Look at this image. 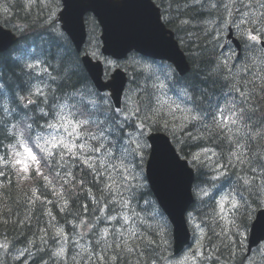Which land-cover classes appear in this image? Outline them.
<instances>
[{
    "label": "trees",
    "instance_id": "16d2710c",
    "mask_svg": "<svg viewBox=\"0 0 264 264\" xmlns=\"http://www.w3.org/2000/svg\"><path fill=\"white\" fill-rule=\"evenodd\" d=\"M37 1H0V23L18 32L21 37L19 44L0 56V264H164L165 260L172 257L169 225L159 216L152 193L145 185L143 165L136 168L132 163L135 156L130 147L122 145L123 150L128 149L126 155L131 165L128 167V176L124 177L114 157L110 162L107 161L106 165L114 169L109 172H105L101 164L98 170L86 166L80 168L73 161L56 166L53 161L50 168L49 162L43 161L40 174L33 171L23 178L15 165L14 152L11 154L7 147L11 140L9 131H15V143L18 142L16 134L26 128L25 122L29 121L38 132L46 117L33 111L50 113L54 107L58 108L59 104L64 103L63 100H66L72 114L80 111L84 117L90 115L93 121L90 128H94L97 138L103 136L109 143L111 135L107 137L108 130L125 135L119 130L109 102L106 114L101 118L95 114L93 106L101 107L103 112L104 99L110 101L109 97L94 88L79 55L59 28L56 27L59 35L50 30L51 34L46 33L51 8L47 5L48 0L39 2V7L35 6ZM258 3L257 6L248 4L256 9L253 21L257 25L264 24V0ZM235 6H238L236 16L232 15ZM165 8L167 24L181 41L192 69L181 78L167 66L170 74L175 76L174 79L165 78L163 82L165 87L187 88L185 102L191 105L188 116L192 119L177 126L163 125L161 120H156V128L168 132L181 155L189 159L195 168V185L199 190L212 179L221 178L223 188L232 187L238 192L241 189L237 195V213L243 212L245 207L254 208L244 212L250 216L251 222L254 211L264 201V189L260 186H264V56L256 52L260 55L253 62L249 61L250 58L242 57L239 65L235 64L238 69L234 73L218 62L228 20L240 22L241 10H248L247 4L243 0H167ZM243 14L247 15V12ZM87 20L91 38L92 33L96 34V30L99 32L100 29L92 17ZM35 38L33 48L32 41ZM98 42L90 49L93 53L98 52ZM21 47L24 59L28 55L39 60L44 66L43 72L28 70L24 66L17 58ZM133 68L137 69L135 74L138 81L134 79ZM133 68L132 85L137 83L136 87L146 93L135 99L148 116L151 118L155 112L160 113L161 108L169 109L158 96L157 90L156 95L154 91L153 81H156L158 89L161 87V69H146L140 60L134 63ZM237 71L255 76V79L243 80L244 85L240 88L242 94L251 99L250 106L238 101V94L232 93L242 81L239 76H235ZM27 96L32 97L33 103L24 108L22 97ZM224 101L240 106L246 122L242 131L237 125L223 129L217 123L216 112ZM255 111L258 114L251 115ZM242 145L245 152L241 151ZM202 149L212 151L216 157L213 165L193 159L191 152ZM59 154L55 152L54 158L57 159ZM127 157L124 156L125 159ZM219 157L226 165L224 176L219 170L222 167ZM97 171L100 174L99 181L93 175ZM109 176L113 179H108ZM48 178L51 179L50 183H47ZM243 180L248 183H242ZM251 183H255L253 188ZM251 189L256 193L254 197ZM246 194L249 198H246ZM209 200L206 198L207 203ZM207 210L211 209H207L206 205L196 208L198 215ZM104 211L106 214H103ZM116 214L119 219L124 218L125 214L129 215L127 222L122 221L125 228L114 217ZM206 221H209L206 240L209 241L211 257H220L219 264H244L242 248L235 244L240 237L232 231L234 225L221 227L210 223L213 221L212 216ZM99 222L100 229L108 224L117 228V231H125V234L119 232L112 239L100 238L98 241L93 236L90 251L81 253L85 257H80L79 252L73 251V245H78L81 251H86L87 247L76 241V233L95 227ZM63 232L69 241H60ZM133 232L135 235H130ZM124 241H127V247L133 249L132 252L124 247ZM67 244L69 250L66 258L62 246ZM208 246L205 243V247Z\"/></svg>",
    "mask_w": 264,
    "mask_h": 264
},
{
    "label": "water",
    "instance_id": "95a60500",
    "mask_svg": "<svg viewBox=\"0 0 264 264\" xmlns=\"http://www.w3.org/2000/svg\"><path fill=\"white\" fill-rule=\"evenodd\" d=\"M63 3L60 21L78 52L86 40L84 16L92 12L103 29L104 54L121 58L136 49L146 55L167 59L181 74L189 71L185 55L173 33L162 24L159 9L151 0H63ZM14 41L10 32L0 28V52L7 50ZM83 62L97 88L110 90L115 105L119 107L126 74L118 70L111 81L104 83L101 63H94L89 57H84ZM148 139L152 149L147 178L159 204L174 225L175 252L178 253L189 241L185 213L192 202L194 172L187 161L180 159L165 135L152 134ZM263 239L264 211H261L252 227L250 245L254 246Z\"/></svg>",
    "mask_w": 264,
    "mask_h": 264
},
{
    "label": "bare ground",
    "instance_id": "6f19581e",
    "mask_svg": "<svg viewBox=\"0 0 264 264\" xmlns=\"http://www.w3.org/2000/svg\"><path fill=\"white\" fill-rule=\"evenodd\" d=\"M164 1V2H163ZM163 1H159L160 2V4L161 5H163V6H166V1L167 0H163ZM247 7H248V10H245V11H242L241 10V13H240V22L239 23H241V22H243V21H247V20H250L251 18H252V16H253V14H255L256 13V9H254V8H252V7H250L248 4H247ZM20 9V8H19ZM237 11H238V6H235V12H233L232 13V15H234V16H236L237 15ZM244 12H247V15H244L243 13ZM11 29V28H10ZM12 31H13V33H15L16 35L15 36H17V37H19V40H18V44H19V42H20V39H21V37H20V34L18 33V32H16L15 30H13V29H11ZM48 30H50V31H53V32H55L57 35H59L54 29H46L45 31H46V33H50L51 34V32H49ZM36 39L37 38H35L33 41H32V43L34 44V46H33V48L35 47V42H36ZM22 48V47H21ZM32 48V49H33ZM224 48L222 47H220V57H219V60H218V62L219 63H221L222 65H224L225 66V69L226 70H229L230 69V71L231 72H235L236 71V69H238V68H236L235 67V64L236 65H239V63H240V61H241V59L242 58H237V57H235L234 55H233V53H231V52H227V51H224L223 50ZM245 49H247V52L249 53V52H253L254 50H253V48H250V47H245ZM42 53V51L40 50V54ZM260 54L259 53H256L255 55H253V56H250L251 58L249 59V61H251L252 60V62H253V60L254 59H257V57L259 56ZM17 58H18V56H17ZM25 61H27L28 62V64L31 66V68H33V71H39L40 73L41 72H43L44 71V66H43V64L41 63L40 64V61L39 60H35V59H32V58H30L28 55H26L25 56ZM137 69H135V68H133V74H134V79L135 80H139L137 77H136V71ZM138 72V71H137ZM175 73V72H174ZM137 74H139V75H141V72H138ZM232 74V73H231ZM174 76H175V74H169V75H166V74H163L162 75V77H163V79H165V78H172V79H174ZM179 76V75H178ZM235 76L236 77H238V78H240L239 80H242V81H240V83L238 84V86H237V88L236 89H233V91H232V93H234V94H238L237 95V97H239L238 99V101H242V102H244L245 104H247V105H251L252 103H251V99L250 98H248V97H246V96H244L243 94H242V92H241V86H243L244 85V82H243V80L244 81H248V80H252V79H255V76L253 75V74H243V73H241V72H236V74H235ZM179 77H181V78H183L182 76H179ZM185 77V76H184ZM131 79H132V76L130 75V84H129V88H128V91H127V94H126V98L127 97H129V95L130 94H132L133 95V103H132V105H131V107H130V110H128V112L129 111H135V113H139V112H143L144 111V109H142L141 108V106H140V104H139V102L135 99V97L136 96H145V92L143 91V90H139L136 86H137V83H135V87L132 85V82H131ZM228 80H229V82L231 81V77H229L228 78ZM239 80H237V81H239ZM154 82V84H155V95H156V90H157V94H158V96L159 97H161L162 98V100H163V98H167L168 96H172L173 97V99H172V102H165L164 101V103H176V102H173V100L175 99V98H181L180 100H182V101H186V98H183L182 97V95L184 94L185 96H187L186 94H185V91L187 90V88L186 89H175V88H172L171 86H161L159 89H158V85H156V81H153ZM169 82V81H168ZM167 82V83H168ZM27 87V86H26ZM141 89V88H140ZM27 99H28V101L30 102V104H29V106L33 103V99H32V97H30V96H27L26 97ZM125 98V100L127 101V99ZM237 99V98H236ZM104 102H105V105H104V108H103V112H102V115H104V114H106V111H107V103L109 102L110 103V105L112 106V108H113V110H114V112H115V117H116V119H117V125H118V127H119V130H122L123 132H124V134L125 135H123V134H117L116 132H114V131H112V130H108L109 131V134H107V137H109L110 135H111V140H110V142L109 143H107V144H105L104 145V147H103V154H102V157H103V160L101 161V165H103V170L105 171V172H109L110 170H114L111 166H108V165H106L107 164V161H109L110 162V160H111V158L113 157L112 155H111V149L113 148V147H116V146H119V145H125V146H128V147H130L131 148V150H132V152H133V154H134V158H132V163L133 164H135V166L137 167V168H139V167H141V165H142V161H141V157H139V149L137 148V146L135 145V143H134V141H132L131 139H130V137L132 136V135H134L135 134V126H136V122L132 119V122L131 123H128L127 122V119L124 121L123 120V118H122V114H123V112L124 111H127V102H124V104L121 106V107H119V108H116L108 99H104ZM89 105V104H88ZM86 107V106H85ZM256 114H258V112H253V114H251V115H256ZM84 115V114H83ZM129 121V120H128ZM161 122V121H160ZM158 126V125H157ZM230 128H233L232 126H229ZM228 127V128H229ZM171 128V127H170ZM177 130H178V133L180 132L179 131V127L177 128ZM133 132L134 134H131V133ZM168 133V132H167ZM145 134V133H144ZM179 138V137H178ZM178 144V143H177ZM179 146V145H178ZM99 151L102 149V147L101 146H98V148H97ZM124 149H126V148H124ZM181 150H182V148H181ZM241 151L242 152H245V148H244V145H242L241 146ZM240 151V152H241ZM202 153H204L203 152V149L202 150H198V151H194V152H191V155L192 156H197V155H199V161L200 162H204V163H208V164H210V165H213V163H211L212 161L211 160H208V156L205 154V157H202ZM243 154V153H242ZM137 156H138V159H137ZM194 158V157H193ZM220 158V157H219ZM221 159V158H220ZM221 165H223V166H225L226 167V165L224 164V161L221 159ZM264 167V166H263ZM202 177V176H201ZM244 181V180H243ZM243 181H242V183H243ZM202 183H203V181H202ZM220 183V184H219ZM209 184H214V185H216V184H219L218 185V192L220 191V190H222V189H224L223 188V185H224V183H223V181H222V178L219 180V179H212L211 180V182H209V183H207V185H209ZM238 184V183H237ZM259 184V183H258ZM99 185V184H98ZM262 185V184H261ZM243 197V196H242ZM245 197V196H244ZM243 197V198H244ZM246 198H248V195L246 194ZM210 201V200H209ZM244 201V200H243ZM242 201V202H243ZM141 203H143L144 204V202L143 201H141ZM231 203V202H230ZM119 204V203H118ZM228 204V203H227ZM121 205V204H120ZM137 205H140L138 202H137ZM216 203L214 202V201H210L209 203H207L206 204V208L207 209H211V210H207V212H205V213H200L199 212V218H200V221L201 222H203V223H201V226L206 230V231H209V229H208V224H209V221L207 222L206 220H207V218L209 217V216H212V215H210V213L214 210H216ZM244 208V207H243ZM250 209V208H249ZM81 210V209H80ZM242 210H244V209H242ZM213 211V212H214ZM212 212V213H213ZM248 212H249V210H248ZM206 213H208V214H206ZM253 216V215H252ZM234 217H238V220H239V227L238 228H235V226H233V229H232V231H234V232H237L238 234H239V237L240 238H238L237 239V241L235 242V244H239L240 245V247L242 248V251H243V256H244V258H243V263L244 264H248L247 262L248 261H250V260H254V262H253V264H263V261H264V255L263 254H261V252H259V251H257V252H251L250 253V255H248L249 253L247 252V250L245 249V244L243 245V243H244V241L247 239V237H248V235H249V233H248V226H249V224L251 223L250 222V220H249V218H248V216L244 213V212H238V213H234V214H232L231 215V220H232V222H231V224H229V223H227V222H224V221H221V223H220V225L219 226H221V227H225V226H228V225H233V220H234ZM116 218V220H119V222L121 223V226H122V228H125V224H123V220L120 218H118V217H115ZM212 218H213V221L212 222H210V223H215L216 224V222H214V215L212 216ZM245 220H247V221H245ZM218 225V224H217ZM244 232H246V237H245V240L243 241V234H244ZM100 237V235L99 234H97L96 235V239L97 238H99ZM75 239H76V241L78 242V243H80V244H82V245H84V243H83V241H81V240H79L78 239V233H76V237H75ZM92 240V239H91ZM206 245L208 246L209 245V241H208V239L206 240ZM243 245V246H242ZM259 252V253H258ZM255 253H257V254H255ZM202 255H203V257H202V259H201V261H200V264H219L220 263V260H221V258L220 257H218V256H212L211 257V251H210V249H209V246L208 247H206L205 248V245H204V248H203V250H202ZM248 255V256H247Z\"/></svg>",
    "mask_w": 264,
    "mask_h": 264
},
{
    "label": "rangeland",
    "instance_id": "374dc122",
    "mask_svg": "<svg viewBox=\"0 0 264 264\" xmlns=\"http://www.w3.org/2000/svg\"><path fill=\"white\" fill-rule=\"evenodd\" d=\"M31 1L30 0H27V2H29V3ZM39 2L43 3V2H45V0H38L35 6L41 5V3H39ZM1 7H2V4L0 3V9H1ZM43 9H45V8H43ZM45 29H51L50 25L48 24V26ZM243 34L245 35L246 40L249 42L251 40V39H249V36L251 35L250 29H248V31L245 32V33H243ZM18 59L24 64V66L28 70H32L33 71V68H31V66L28 64L27 61H25V59L23 57L22 48L20 49V52L18 53ZM110 65L114 67V62H111ZM139 90H142V89H139ZM148 92H149V94L151 93L150 91H148ZM145 95H146V93H145ZM182 97L183 98H186V96L184 94L182 95ZM126 99H127V101L125 100V102H127V111H124L123 112L122 118H123L124 121L127 119V122L128 123H131L132 122V119L136 122L135 134L133 132L132 133L130 132L131 134H134V135H132L130 137V139L132 141H134V143H135L136 146H137L136 141H138L139 144L141 145V143L143 142V135H144V133L147 134L149 132V129L147 130V128L150 127L153 124V122L152 121H148V122H145L144 123L142 121L141 115L143 113H147V111H145V109H144L143 112H139V113H135V111H129L128 112V110H130V107H131V105L133 103V95L130 94L129 97H127ZM172 99H173L172 96H168L167 98H163V101H165V102H172ZM180 99L181 98H178L177 97V98H175L173 100V102H176V103H166V105L168 106L169 109L173 106L179 112L177 114L174 113V117L173 118H171L170 116H168V113L167 112H162L161 113L162 118H165L167 120H170V123L177 124L178 121L176 120V118L178 116H180L181 117V121L177 125H180L182 122H185V120L189 121V120L192 119L191 117L188 116L189 115V110H188V106H187L186 102H184V101H182ZM166 105H164V106H166ZM159 119H160V117H159ZM68 121L69 120L66 117H62L59 120V122L55 125V132H54L53 136H56L57 138L67 137V133L64 131V127H62V125H65L66 126L68 124ZM203 152L204 153L201 154L202 157H205V154H206L208 156V160H211L212 161L211 163L214 164L215 161H216L215 160L216 157H214L212 155V151H210L209 149H203ZM140 156L141 155H140V152H139V157ZM25 157H26V155L23 156L22 154H20V159L21 160H24L26 163H28L30 159L29 158H25ZM263 157H264V154H263ZM246 182H247L246 180L243 181V183H246ZM253 184L255 186V183H251L250 184V186L252 185V188H253ZM260 186L263 187L262 189H264V186L263 185L260 184ZM251 194L253 195V197L256 194V193L253 192V189H251ZM248 198H249V196H248ZM227 203L228 204H231L230 203V200L227 198V196H222L221 199H220V206H219L220 215H216V214L214 215V222H216V224H218V225H220L221 221L227 222L229 224H231V222H232V220H231L232 219L231 218V213H230V210L228 211V204ZM221 205H223V207H221ZM253 209L254 208H250L249 209L248 207H245L244 210H243V212H248V210L250 212ZM248 218L250 220V216L249 215H248ZM245 221H247V220H245ZM239 223L240 222L238 220V217H234L233 225L235 226V228H238L239 227ZM192 224H193V226L196 227V228H194L195 229V232L198 233L199 236H201V234H200V228H199L198 223L193 219L192 220ZM245 237H246V232H244V234H243V241L245 240ZM203 238H204V232H202L201 239H199V238L196 239V241H195L194 245L192 246V248H190L189 250H187V252L184 255H182L181 257L177 258L176 260L170 261L168 264H198V262H200L201 259H202V257H203V255H202ZM65 240H68V237L67 236L65 237ZM259 252H261V254L264 255V247H262L261 249H259ZM255 254H257V253H255ZM57 258H59V257H57ZM198 259H199V261H198ZM253 262H254V260L252 259V260L248 261L247 263L248 264H253ZM263 264H264V261H263Z\"/></svg>",
    "mask_w": 264,
    "mask_h": 264
},
{
    "label": "snow or ice",
    "instance_id": "6c2138e0",
    "mask_svg": "<svg viewBox=\"0 0 264 264\" xmlns=\"http://www.w3.org/2000/svg\"><path fill=\"white\" fill-rule=\"evenodd\" d=\"M249 39L255 41V40H257V36L250 35ZM232 122L235 123V120H233ZM49 127H55V125H49ZM62 127H64V131L67 133V136H74L75 135L77 139L79 138V133L77 132V127L75 125H73L71 121H68V124L66 126L62 125ZM20 143H21V146L23 147V152L26 154L27 157H29L31 159L32 163L34 165H36V168H35L36 173L40 174L39 159H38L37 155L34 154V152L31 148L25 146L23 144V141H21ZM136 144H137L138 149L142 147L138 141H136ZM46 145H50V147H48ZM37 147L40 149L41 152L45 153L49 157L53 156L52 150H57V151L63 150V151H66L67 153L71 154L73 156V158L78 159L75 152L73 151V149L76 148L77 146L74 143L67 141V137L57 138L56 136H53L51 140L45 139L43 145L37 143ZM79 147L81 150H83L86 146L80 145ZM61 158H63V155H61ZM198 158H199V155L194 156L193 159L196 160ZM17 163L22 164V166H23L22 171L23 172L28 173L31 170L29 164L26 163L24 160H18ZM82 163H84L85 166L88 167L89 169H92L95 167V165L89 163L88 160H84V161H82ZM101 167H103V165H101ZM93 175H94V179L99 181V178H100L99 171H97ZM108 179H113V178L111 176H109ZM125 179H127V177H125ZM82 183H83V181H81V184ZM221 207H223V205H221ZM233 207H236V205L233 204ZM124 220H125V222H127L128 217L125 216ZM130 235L134 236L135 233L134 232L130 233ZM119 246L120 245H117V247H119ZM124 247L129 252L133 251V249L131 247H127V241H124ZM58 255H59V253H58ZM101 259H103V257H101ZM113 259H115V257H113Z\"/></svg>",
    "mask_w": 264,
    "mask_h": 264
}]
</instances>
